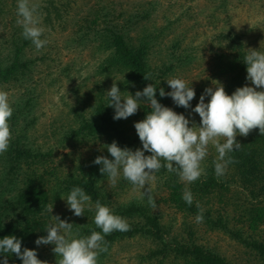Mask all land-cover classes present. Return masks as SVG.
Returning <instances> with one entry per match:
<instances>
[{"label": "trees", "instance_id": "16d2710c", "mask_svg": "<svg viewBox=\"0 0 264 264\" xmlns=\"http://www.w3.org/2000/svg\"><path fill=\"white\" fill-rule=\"evenodd\" d=\"M211 1L212 4L215 1V7L208 18L215 23L216 35L212 42L202 41L196 48L203 51L209 48L208 67L212 74L209 80H224L225 91L231 95L237 87L248 84L247 65L243 59L249 48L264 51V33L255 31L251 36L248 35L250 29L245 32L236 29L231 7H228L234 0ZM243 1L259 2L260 7L264 5L262 0ZM16 3L17 0L12 5L0 0V18L10 13L7 8L16 12L11 19L13 33L10 40L0 42V89H15L19 93L18 98H9L13 107L9 120L12 138L8 150L0 154V239L14 235L21 240L22 251L25 247L35 249L39 259L56 264L54 245L38 246L36 239L47 235L45 227L54 222L56 215L73 223V231L78 230L80 235H90L92 229L101 231L94 224V205L99 199L115 214L126 218L131 226L127 232L114 231L105 237L109 251L99 256L101 260L110 256L117 244L141 236L152 244L147 257L158 264H242L230 258L219 246L208 244V232H219L242 244L249 254L264 264V136L258 128L247 137H236L242 146L230 153L236 162L228 166L223 176L215 175L216 151L201 165L204 174L191 184L182 182L176 173L161 168L155 173V180L160 184L161 193L165 194L155 198L156 209L148 206L146 197L141 200V196L133 195L125 199V194L135 187L122 176L115 186H110L107 177L99 171L101 165L93 163L101 155L112 159L106 145L113 141L121 148H142L134 125L144 119L150 109L142 103L136 114L114 120L115 109L107 106L106 96L114 81L122 95L127 92L135 95L136 91L153 83L157 87L156 98L162 105L185 116L193 108L192 101L191 107L185 109L177 106L171 97L159 95L161 87L166 93L171 91L165 79L181 75L179 67H185L196 57V48L183 46L185 36L174 37L169 51L159 49L160 42L173 25L170 24L172 20L161 25L154 23L155 13L163 2L136 0L131 6L129 0H97L82 15H70L68 4L61 0H46L40 5L41 23H45L49 32L57 25L61 26L62 35L66 33L67 48L68 41L75 48L92 43L103 54L97 67L102 76L85 89L81 85L75 87L72 119L53 128L51 136L55 140L44 143H36L32 136L39 119L36 111L44 92L42 81L39 82V69L41 65L51 67L49 60L56 61L59 54H53L56 45L50 44V50H45L49 44L37 50L23 37L22 27L17 24ZM221 18L224 23L216 26V21ZM4 22L7 26V20ZM169 54H172L171 58ZM63 72L71 75L69 62ZM148 73L151 80L144 78ZM195 93L199 94L196 90ZM91 145L97 148L84 154L87 156H79L80 152L75 151ZM68 148L70 152L66 150ZM145 155L150 153L145 152ZM68 156L71 162L76 160L74 165L68 164ZM76 186L91 196L93 206V210L86 207L84 215L79 217L61 198H66ZM186 187L194 197L191 206L182 198ZM163 202L181 214L180 231L175 229L174 232L176 215L164 220L160 208ZM197 202L205 209L202 223L195 219ZM52 204L51 213L48 209ZM4 255L0 253V260ZM8 261L9 264H22L15 254L8 255Z\"/></svg>", "mask_w": 264, "mask_h": 264}, {"label": "clouds", "instance_id": "9594fccd", "mask_svg": "<svg viewBox=\"0 0 264 264\" xmlns=\"http://www.w3.org/2000/svg\"><path fill=\"white\" fill-rule=\"evenodd\" d=\"M40 4L36 0H17V24L22 27V35L30 40L37 50L48 44L43 38L45 28L41 26ZM244 63L247 65L246 79L251 82L243 87H237L229 95L219 81H213V87H207L201 94L199 102L192 109L200 118L197 125L183 114L162 105L156 98L157 87L149 83L135 95L122 91L114 81L106 92L107 106L115 109L113 119H127L136 114L142 103L150 111L144 119L135 122V129L142 143V148L132 150L121 148L116 141L106 145L112 159L107 156H97L93 163L101 165L99 171L107 177L110 186H115L122 176L124 180L140 190L147 184V193L143 192L141 200L147 198V204L152 209L157 208L152 195L151 184L155 181V173L165 168L169 173H176L179 179L191 184L204 174L202 162L209 154V145L218 154L213 161L215 175L223 176L235 159L230 153L241 148L237 141L238 135L247 137L254 129H259L264 136V51L249 48ZM146 80H151V74H144ZM171 91L159 89L160 97L169 96L177 106L185 109L191 107L190 102L196 93L187 80L177 74L165 79ZM192 82V81H191ZM259 89V90H258ZM205 96L210 99L205 102ZM13 107L9 93L0 89V154L5 153L10 145L12 132L9 120ZM145 152L150 155H145ZM163 161V163H162ZM66 200L67 206L75 216L84 215L85 208L93 210L91 196L82 187H73ZM183 200L191 206L194 201L189 188L182 193ZM198 214L196 222L202 223L205 209L197 202ZM53 204L48 211L52 213ZM94 224L101 231L91 230L90 235H80L73 231V223L53 216L54 222L46 225V236H40L35 243L39 245H54L52 251L56 254V264H99V256L109 251L105 237L114 231L127 232L130 224L126 218L115 214L99 199L94 205ZM0 253L5 254L0 264H9L8 255L15 254L22 264H49L37 257L35 249L25 247L21 250V240L14 235H6L0 239Z\"/></svg>", "mask_w": 264, "mask_h": 264}, {"label": "rangeland", "instance_id": "374dc122", "mask_svg": "<svg viewBox=\"0 0 264 264\" xmlns=\"http://www.w3.org/2000/svg\"><path fill=\"white\" fill-rule=\"evenodd\" d=\"M6 1L10 2L11 5L14 3V0ZM61 1L68 4V11L70 15H74L76 13L82 15L83 13H87L89 8L97 2V0ZM129 1L131 6L136 4V0ZM161 1L163 4L159 7L158 12L155 13L154 23H156V25H161L168 23L169 20H172L170 24H173L167 32V35L164 36V39L159 44V49H163L162 52L166 50L169 51L168 47H170L174 42V37L185 36L183 46L188 47V49L191 47L196 48V46L205 40H207V43L212 42V38L216 35V29L214 28L215 23H212L208 17L212 9L215 7V1H213V4L211 0ZM36 2L41 5L44 4L46 0H36ZM262 2L264 3V0H262ZM258 3L234 0V2L228 6L231 7V13L234 16L232 22L236 25V29L240 32H245L250 29L251 32H249L248 35L251 36H253L255 31H258L259 34L261 31L264 33V5L263 7H260ZM7 9L10 13L0 18V42L4 41V43L11 38V34L13 33L11 19L14 13H16L13 9ZM5 20H7V26L5 25ZM42 23L41 26L45 28V31L48 30L45 34V38L48 39L49 45L45 47V50L51 49L50 44L56 45V50L53 49V54H56L55 56L59 55L58 57L54 56L56 61L49 60L51 67L48 68L41 65L39 69V82L40 80L42 81L41 85L42 88H44V92L40 98L41 101L39 109L36 111L37 114H39V119L32 131V136L36 143H44L46 140H51L53 142L55 139L51 136L52 129L61 127L72 119L71 117L73 114L71 107L73 103H75L73 91L78 85H81L83 89L87 86L93 85L94 81L102 76L101 74H98L97 67L103 57V54L102 52L100 53L97 45L92 43H89L88 46H76L77 48H75V46H71V42L68 41L67 48V44L65 42L66 33L62 35V27L57 25L55 29H52L51 32H49V28L45 26L44 22ZM222 23H224V20L221 18L219 21H216V26H219ZM226 27H228V25H226ZM68 28H71V25H68ZM69 33L70 30L68 29V34ZM194 53V56L196 57L192 62H188L185 67H179L182 78L191 83L194 90L199 92V94L192 100L193 108L199 102L201 94L204 93L207 87H215L213 85V81L214 83L215 81H219L223 84V86L225 85L224 80H209L212 78L211 69L208 67L209 56L211 54L209 48L204 51L196 48ZM168 57L171 58L172 54H169ZM67 62H69L72 67L70 76L63 72L64 66ZM158 62L160 63V61ZM185 70L187 71L183 73ZM248 85L251 86L250 81L248 82ZM7 92L9 93V98H13V96L14 98L19 97L18 90L7 89ZM209 99L210 97L205 96V102ZM192 109L186 116L190 120L189 126H191V122L193 121L199 125L201 118L197 113L193 112ZM96 148V145H91L77 148L75 151L80 152L79 156L83 155L84 157L87 156L84 154ZM66 150H68V152L71 151L70 148ZM215 151V148L209 145L208 156ZM71 154H76V152H72ZM63 155L64 154H60V156ZM207 157L204 159L202 164L207 161ZM75 161L76 160L71 162V159L68 156V164L74 165ZM159 185L160 184L156 180L151 184L152 195L154 198H160L162 194H165L161 193L162 189H159ZM148 187L149 186L147 184L141 190L135 187L129 190V192L125 194L124 198L126 199L133 195L142 196L143 192L147 193ZM160 208L163 209L164 220L170 219L175 215L177 216L178 219L176 221L174 232L175 229L177 232L180 231L182 229L180 223L182 221L181 214L176 213L175 209L171 208L164 202L160 205ZM201 232L203 234V231ZM208 233L207 238L205 236L209 242L208 244L219 246L223 252L225 251L226 254L236 262L242 264H261L258 259L246 251V248L242 244L235 242L228 236L219 232ZM151 246V242L141 236L135 237L130 241H122V243L117 244L114 247L110 256L104 260L99 258V264H158L147 257L149 253L148 248ZM41 249L44 250L43 248Z\"/></svg>", "mask_w": 264, "mask_h": 264}]
</instances>
